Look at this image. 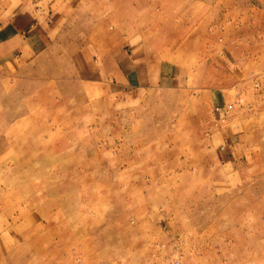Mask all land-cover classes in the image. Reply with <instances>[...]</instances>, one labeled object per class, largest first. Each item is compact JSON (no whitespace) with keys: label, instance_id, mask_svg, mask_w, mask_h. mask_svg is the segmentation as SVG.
Instances as JSON below:
<instances>
[{"label":"rangeland","instance_id":"374dc122","mask_svg":"<svg viewBox=\"0 0 264 264\" xmlns=\"http://www.w3.org/2000/svg\"><path fill=\"white\" fill-rule=\"evenodd\" d=\"M25 11L0 179L44 189L0 264H264V0H0V30Z\"/></svg>","mask_w":264,"mask_h":264},{"label":"bare ground","instance_id":"6f19581e","mask_svg":"<svg viewBox=\"0 0 264 264\" xmlns=\"http://www.w3.org/2000/svg\"><path fill=\"white\" fill-rule=\"evenodd\" d=\"M118 13V12H117ZM116 16V15H115ZM117 18V16H116ZM120 18V17H119ZM88 19V18H86ZM115 19V18H114ZM118 19V18H117ZM116 19V20H117ZM97 22V21H96ZM114 22V21H112ZM121 22V21H119ZM123 22V21H122ZM98 23V22H97ZM95 23V24H97ZM117 23V22H116ZM115 23V24H116ZM94 25V24H93ZM89 26V25H88ZM92 26V25H91ZM94 29V28H93ZM99 29V28H98ZM97 31V30H96ZM7 127V126H6ZM7 142V141H6ZM23 178V177H22ZM27 178V177H26ZM61 179V178H60ZM26 180V179H25ZM2 183V188H0V206L2 205V214L11 217L14 223L24 220L26 217L31 221L36 219L32 214V210L41 204L40 196L37 193L44 189V186H34L29 180L22 181L21 179L17 181H11L8 179H0V184ZM32 185L33 193L26 192L28 188ZM27 187V189H26ZM61 187V186H60ZM68 187V186H67ZM46 188V187H45ZM74 188V187H73ZM31 190V189H30ZM37 192V193H36ZM27 193V194H26ZM54 197V196H53ZM20 198V204L12 203L11 199ZM54 200V199H52ZM51 200V201H52ZM55 201V200H54ZM19 202V200H18ZM46 203V202H45ZM68 205V204H67ZM24 206L27 208L25 209ZM68 213V212H67ZM13 215H17V219L13 218ZM46 216V215H45ZM22 224V223H21ZM20 225V224H19ZM11 227V226H10ZM21 229V228H20ZM8 248V247H7Z\"/></svg>","mask_w":264,"mask_h":264},{"label":"crops","instance_id":"0c3cea01","mask_svg":"<svg viewBox=\"0 0 264 264\" xmlns=\"http://www.w3.org/2000/svg\"><path fill=\"white\" fill-rule=\"evenodd\" d=\"M38 13L25 11L15 15L9 24L0 30V43L13 42L22 37L30 38L32 34L38 35L39 29L36 27L41 24Z\"/></svg>","mask_w":264,"mask_h":264},{"label":"built area","instance_id":"2783aa9c","mask_svg":"<svg viewBox=\"0 0 264 264\" xmlns=\"http://www.w3.org/2000/svg\"><path fill=\"white\" fill-rule=\"evenodd\" d=\"M216 112H220V110L219 109H216ZM227 114V113H226Z\"/></svg>","mask_w":264,"mask_h":264}]
</instances>
